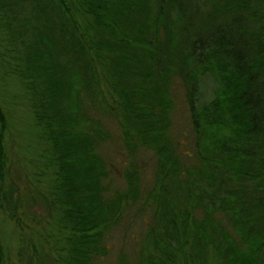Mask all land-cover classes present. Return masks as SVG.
<instances>
[{"label":"trees","instance_id":"1","mask_svg":"<svg viewBox=\"0 0 264 264\" xmlns=\"http://www.w3.org/2000/svg\"><path fill=\"white\" fill-rule=\"evenodd\" d=\"M28 11L45 36L23 35ZM0 99L21 112L18 167L54 212V264L104 259L133 220L119 264H264V0H0Z\"/></svg>","mask_w":264,"mask_h":264},{"label":"rangeland","instance_id":"2","mask_svg":"<svg viewBox=\"0 0 264 264\" xmlns=\"http://www.w3.org/2000/svg\"><path fill=\"white\" fill-rule=\"evenodd\" d=\"M144 1V0H141ZM24 7L29 8L28 3L23 2ZM29 15V23L24 28L23 35L32 39L35 38L37 34H42L45 36L47 31L44 27L41 19L30 18V11L27 12ZM135 16V15H134ZM14 45L19 48L20 44L17 39H14ZM149 61L145 60V64ZM131 76H127L123 80V86H126ZM216 81L211 76H206L202 79L201 83V95L200 100L202 102H207L211 100L213 90L215 89ZM107 93V92H105ZM175 99L177 100L178 107L175 116L174 129L177 131L184 130L187 126L184 125L186 115L182 109V89L178 88L175 92ZM104 102H108V98L104 99ZM0 108L8 119V128L4 135V146L6 152V168L9 173L8 184L11 183L13 188H15L14 202L17 205L16 211L13 214H8L5 209L0 210V264H54L56 258V251H58L57 245L53 242L54 236L50 234L49 229L51 223H53L52 216L53 210L46 209L44 206L39 205L40 202H36L38 199L37 193L42 192L40 188L36 187L35 181L30 177L29 174H23L20 171L22 163L21 155L18 153L17 130L18 125L15 122L13 126V118L21 117V112L17 110H12V105L9 103V108L6 106L5 102L0 99ZM17 111V112H16ZM23 114V113H22ZM15 121V120H14ZM190 137V135H188ZM24 161V160H23ZM25 197L24 202L21 201V196ZM26 196L28 198L26 199ZM31 197V198H30ZM47 197V196H46ZM167 207L163 206L161 213V221L165 219V214L167 212ZM11 215L13 217L11 218ZM139 221L133 220L132 228L129 229L127 234L121 232H112L109 237L110 241L107 242V246L111 247L110 253L107 254L104 259L98 261V258L92 260V264H119L118 261L122 256H135L132 252L135 250L133 239L130 232L135 230L141 234L142 226L138 223ZM142 231V232H140ZM70 234H63V238H66ZM139 238V237H138ZM62 240V238H59ZM119 252H121L119 254ZM123 254V255H121ZM125 264V263H124Z\"/></svg>","mask_w":264,"mask_h":264}]
</instances>
